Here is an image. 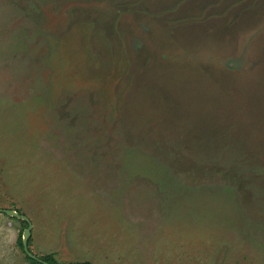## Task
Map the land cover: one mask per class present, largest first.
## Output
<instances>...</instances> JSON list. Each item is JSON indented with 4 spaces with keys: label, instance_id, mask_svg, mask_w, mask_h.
<instances>
[{
    "label": "rangeland",
    "instance_id": "1",
    "mask_svg": "<svg viewBox=\"0 0 264 264\" xmlns=\"http://www.w3.org/2000/svg\"><path fill=\"white\" fill-rule=\"evenodd\" d=\"M0 208L55 264H264V0H0Z\"/></svg>",
    "mask_w": 264,
    "mask_h": 264
},
{
    "label": "water",
    "instance_id": "2",
    "mask_svg": "<svg viewBox=\"0 0 264 264\" xmlns=\"http://www.w3.org/2000/svg\"><path fill=\"white\" fill-rule=\"evenodd\" d=\"M0 212L5 213L8 216L15 217V218H18V219H21V220H24V221L27 222V226L22 231V239H21L22 240V247H23L24 252L29 257H31V258L39 261L42 264H50V263L42 260L38 256L30 253V251L28 249V239H29V236L31 235V228H32V225H31L28 217L25 216V215H23V214H21V213H19V212H17L14 209H4V208H0ZM70 264H76V263H70Z\"/></svg>",
    "mask_w": 264,
    "mask_h": 264
},
{
    "label": "trees",
    "instance_id": "3",
    "mask_svg": "<svg viewBox=\"0 0 264 264\" xmlns=\"http://www.w3.org/2000/svg\"><path fill=\"white\" fill-rule=\"evenodd\" d=\"M169 120L167 119V120H162V123L163 124H161V125H163V126H161L162 128H161V132H162V134L165 136V134L166 133H168V132H170V131H173L174 129H175V127H176V125L175 124H173V125H169L167 122H168ZM20 220V219H19ZM21 221V223L23 224V228H22V230L20 231V233H19V238H18V242H19V245H20V247H22V231H23V229L27 226V222L26 221H24V220H20ZM28 244H29V242H28ZM22 249H23V247H22ZM26 257L28 258V260L31 262V263H33V264H42V263H40L39 261H37V260H35V259H33V258H31V257H29L27 254H26ZM39 258H41L42 260H44V261H46V262H48V263H50V264H55L56 263V259H55V257H54V255L53 254H51V253H49V254H45V255H41ZM76 264H90L89 262H82V263H76Z\"/></svg>",
    "mask_w": 264,
    "mask_h": 264
},
{
    "label": "crops",
    "instance_id": "4",
    "mask_svg": "<svg viewBox=\"0 0 264 264\" xmlns=\"http://www.w3.org/2000/svg\"><path fill=\"white\" fill-rule=\"evenodd\" d=\"M21 220V219H20Z\"/></svg>",
    "mask_w": 264,
    "mask_h": 264
}]
</instances>
